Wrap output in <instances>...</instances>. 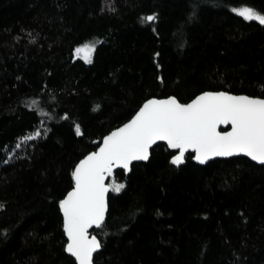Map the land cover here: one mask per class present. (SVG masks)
I'll return each mask as SVG.
<instances>
[{
  "label": "trees",
  "instance_id": "obj_1",
  "mask_svg": "<svg viewBox=\"0 0 264 264\" xmlns=\"http://www.w3.org/2000/svg\"><path fill=\"white\" fill-rule=\"evenodd\" d=\"M242 7L264 15V0H0V264H76L60 208L73 167L146 99L264 98V25ZM174 153L106 174L124 188L91 229L93 264H264V166Z\"/></svg>",
  "mask_w": 264,
  "mask_h": 264
},
{
  "label": "snow or ice",
  "instance_id": "obj_2",
  "mask_svg": "<svg viewBox=\"0 0 264 264\" xmlns=\"http://www.w3.org/2000/svg\"><path fill=\"white\" fill-rule=\"evenodd\" d=\"M232 11L247 21L264 25V15L250 7ZM155 19L150 15L144 21ZM94 51V43L76 49L77 53H84L86 62H90ZM37 103L32 101L33 105ZM219 125H231V131H217ZM76 132L81 134L79 126ZM39 135L37 130L26 140ZM157 141H166L169 148L179 150L171 160L174 165L183 162L189 149L200 163L212 156L244 154L264 164V99L209 92L188 104L179 103L176 98L149 100L130 122L105 137L99 151L76 166L72 173L75 186L60 201L69 240L66 250L78 264H93V253L101 247L94 235L89 238L88 229L93 225L103 227L109 187L116 192L124 188L115 181L106 186L105 174L111 176L113 166L128 170L133 161L147 160L149 149Z\"/></svg>",
  "mask_w": 264,
  "mask_h": 264
},
{
  "label": "water",
  "instance_id": "obj_3",
  "mask_svg": "<svg viewBox=\"0 0 264 264\" xmlns=\"http://www.w3.org/2000/svg\"><path fill=\"white\" fill-rule=\"evenodd\" d=\"M209 92H210V93H220V92H224V93H228L229 95H233V96H247V97H250V98L264 99V98L257 97V96H249V95H246V94H235V93H231V92H227V91L218 90V91H204V92H201V93L197 94L196 96H194L190 101H188V102H186V103H182V104H188V103H191L196 97H198V96H200V95H202V94H204V93H209ZM169 98H175V97H174V96H166V97H159V98H157V97H150V98L146 99L145 101H143V102L141 103V105L137 108V110L133 113V115H132L127 121H125L124 123L120 124L119 126L113 128L111 131H109V132L103 137V139L98 143V145L95 147L94 150L88 152V153L85 154L80 160L77 161V163H76V164L74 165V167H73L72 173L74 172L76 166L80 163V161L84 160L87 156L91 155L92 153H94V152H98V151H99V148L103 146V141H104V138H105V137L109 136L113 131L117 130L118 128L123 127L126 123L130 122V121L132 120V118L135 116V114L139 111V109H140V108H141V107H142L147 101H149V100H166V99H169ZM177 101H178V100H177ZM178 102H179V101H178ZM179 103H181V102H179ZM217 131H221V132L231 131V125H227V126H225V125H219L218 128H217ZM159 143H163V144H165L169 150L175 152V153L173 154L172 158H173L174 156H176V155L179 154V150H178V149H172V148H169V147H168V144H167L166 141H157V142H156V144H159ZM156 144H154L153 146H155ZM153 146H152V147H153ZM152 147H151V148H152ZM151 148H150V149H151ZM150 149H149V153H150ZM188 153H191V155H192L191 160H192L194 163L198 164V165H205L207 162H209V161H211V160H214V159H226V158H230V157L242 156V157H245V158L249 159L250 161L254 162L255 164L263 165V166H264V164H261V163H259V162H257V161H254V160H252L250 157H248V156H246V155H244V154H238V155H233V156H212V157H211L210 159H208L205 163H200L198 160L195 159V155H196L195 152H193L191 149H189V150L185 153V155L188 154ZM185 155H184V157H185ZM172 158H171V160H172ZM146 161H147V160L133 161L131 164H133V163H137V162H146ZM183 163H184V158H183V162H182L181 164H179V165H182ZM131 164L129 165V169H128V170H126V169H122V168H117V167L113 166V171L116 170V169H121V170H123L126 174H128L129 171H130ZM179 165H177V166H179ZM104 183H105V185L107 186V182H106V174H105V180H104ZM74 186H75V181H74L73 176H72V187H71V188L65 193V195H64L63 198H62V200H64V199L66 198L68 192H70V191L73 190ZM108 191H109V190H108ZM107 195H108V192L105 194L106 204H107ZM62 200H61V201H62ZM106 212H107V211H106ZM105 215H106V214H105ZM61 216H62V229H63V233H64V236H65V239H66V243H65V251H66V253H67L69 256H71V257L75 260V263L78 264L76 258H75L71 253H69V252L66 250V249H67V244L69 243V240H68V236H67V234H66L65 231H64V216H63V212H62V210H61ZM93 228H96V227L93 225L91 228L88 229V236H89V238H91V236H93V235L95 236V234L91 233V229H93ZM95 237H96V236H95ZM96 238H97V237H96ZM97 240H98V238H97ZM98 250H99V249H98ZM98 250H97V251H98ZM97 251H96L95 253H93V257H94V255L97 253Z\"/></svg>",
  "mask_w": 264,
  "mask_h": 264
},
{
  "label": "rangeland",
  "instance_id": "obj_4",
  "mask_svg": "<svg viewBox=\"0 0 264 264\" xmlns=\"http://www.w3.org/2000/svg\"><path fill=\"white\" fill-rule=\"evenodd\" d=\"M82 46H84V45H81V46H78L77 48H82ZM76 48V49H77ZM76 49L74 50V54H75V56H78V57H84V53H77L76 52ZM35 133V132H34ZM30 136V135H29Z\"/></svg>",
  "mask_w": 264,
  "mask_h": 264
}]
</instances>
